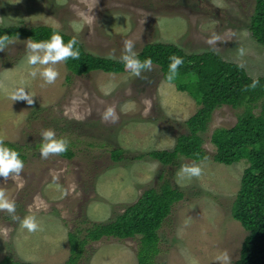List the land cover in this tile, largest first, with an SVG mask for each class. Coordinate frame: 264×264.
<instances>
[{
	"label": "rangeland",
	"instance_id": "1",
	"mask_svg": "<svg viewBox=\"0 0 264 264\" xmlns=\"http://www.w3.org/2000/svg\"><path fill=\"white\" fill-rule=\"evenodd\" d=\"M254 2L0 0V25L54 26L75 36L88 52L117 59L126 40L134 42L136 53L148 42H170L186 53H217L241 65L249 76L264 78V45L249 30ZM213 33L221 37L214 47L205 43ZM11 41L0 51V136L22 145L27 159L16 181L0 177V188L15 201L16 215H34L41 230L30 233L0 212V260L8 255L33 264H61L69 252L68 231L111 221L144 190L156 187L169 169L171 183L184 196L158 231L156 264H189V258L216 264L214 257L222 251L235 264L247 231L233 219L231 208L247 162H215L211 134L217 127L232 126L243 107L222 105L213 111L201 133L204 159L195 162L179 156L175 166H165L148 155H137L172 149L177 137L188 133L186 120L198 106L163 79L158 65L143 73L148 77L144 80L129 71L70 75L63 62L54 66L59 72L55 83L45 85L39 74L30 75L33 66L27 64L26 45L32 40ZM20 86L34 95L32 105L11 99ZM145 99L151 101L147 116ZM109 106L118 116L115 122L102 120ZM49 128L57 138L69 141L72 158L41 157V132ZM37 143L41 145L36 147ZM117 147L123 158L114 161L110 151ZM182 164L200 165L202 175L181 178ZM138 244L137 237H103L86 245L79 264H137Z\"/></svg>",
	"mask_w": 264,
	"mask_h": 264
},
{
	"label": "trees",
	"instance_id": "2",
	"mask_svg": "<svg viewBox=\"0 0 264 264\" xmlns=\"http://www.w3.org/2000/svg\"><path fill=\"white\" fill-rule=\"evenodd\" d=\"M253 13L249 21L251 35L264 45V0H254ZM54 32L63 36L67 43L73 35L46 25H0V37L9 39L28 38L32 41H47ZM76 38V37H75ZM78 41L79 59L69 58L64 65L70 75L82 76L93 71L121 74L128 70L120 59L104 57L88 52ZM138 58H151L159 66L162 77L174 85L177 91L187 93L197 104L195 113L186 120L187 134L177 137L172 149H155L137 155H145L163 165L175 166L179 156L198 162L206 157L202 147L201 133L206 130L213 111L222 105L243 107L236 122L230 127H217L211 134L215 146L212 155L218 163L230 165L241 159L247 162L242 171L240 184L232 203L233 219L240 222L247 231L235 264H264V78H253L245 69L231 61L222 59L211 51L186 53L178 45L170 42H148L137 52ZM176 55L183 59L178 75L173 81L167 79L170 57ZM70 75H67L69 79ZM253 79L259 84L255 89L245 91ZM258 108L255 112L254 109ZM5 145L16 150L23 162L27 152L22 145L4 141ZM36 147L41 145L35 144ZM121 148H113L110 157L114 161L123 158ZM68 159L74 152L67 148L61 154ZM171 170L159 177L156 187L144 190L141 195L114 219L105 223H93L83 230L68 231L69 252L61 264H79L89 242L103 237L138 238L136 251L137 264H156L159 253V230L170 214L172 207L183 198V192L170 181ZM0 264H33L16 261L5 255Z\"/></svg>",
	"mask_w": 264,
	"mask_h": 264
},
{
	"label": "clouds",
	"instance_id": "3",
	"mask_svg": "<svg viewBox=\"0 0 264 264\" xmlns=\"http://www.w3.org/2000/svg\"><path fill=\"white\" fill-rule=\"evenodd\" d=\"M220 41L221 37L213 33L205 40V43L214 47ZM10 43L12 41L7 35L0 37V51H3ZM77 43L78 41L75 37L65 43L63 36L58 32H54L47 41H29L26 45L28 50L27 64L33 66L30 75L35 78L39 74L45 85L54 84L59 77V72L54 66L66 62L69 58L79 59L80 52L76 47ZM239 51L241 55L244 54L243 49ZM121 60L125 69L136 78L147 80L148 77L143 75V73L153 71L152 59L145 58L143 61L140 60L138 54L134 51V42L132 40H126L124 42ZM170 61L167 79L173 81L178 75V69L184 61L176 55L171 56ZM36 65L43 67L37 69L34 67ZM258 84L259 80L253 79L252 83L247 85L244 90L255 89ZM130 92L131 90L129 89ZM33 96V94L25 90L24 86H20L12 93L11 99L13 101H26L27 104L32 105L34 102ZM144 103L147 105L144 115L147 116L151 109V101L145 99ZM117 119L118 116L115 108L112 106L107 107L102 113V120L105 122H115ZM41 137L43 143L40 147V155L42 158L47 159L49 156H58L67 151L69 141L66 138H57L53 129L43 130ZM5 139L4 136H0V177L4 181H8L9 179L16 181L24 169V162L16 150L5 145ZM202 171V167L198 164H182L179 175L181 178H198L202 175ZM18 187L22 188L23 184H19ZM0 212L8 213L13 221H18L30 233L41 230L34 215H26L23 218L16 215L15 201L9 199L5 190L2 188H0ZM214 262L216 264H232L231 256L227 251L218 253L214 257ZM189 264H198V261L194 258H189Z\"/></svg>",
	"mask_w": 264,
	"mask_h": 264
}]
</instances>
